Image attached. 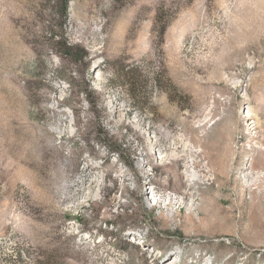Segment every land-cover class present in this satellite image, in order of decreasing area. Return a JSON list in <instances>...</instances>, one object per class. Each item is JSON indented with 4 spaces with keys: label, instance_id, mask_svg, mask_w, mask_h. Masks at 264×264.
<instances>
[{
    "label": "rangeland",
    "instance_id": "374dc122",
    "mask_svg": "<svg viewBox=\"0 0 264 264\" xmlns=\"http://www.w3.org/2000/svg\"><path fill=\"white\" fill-rule=\"evenodd\" d=\"M64 1L0 0V264H264V0Z\"/></svg>",
    "mask_w": 264,
    "mask_h": 264
},
{
    "label": "trees",
    "instance_id": "16d2710c",
    "mask_svg": "<svg viewBox=\"0 0 264 264\" xmlns=\"http://www.w3.org/2000/svg\"><path fill=\"white\" fill-rule=\"evenodd\" d=\"M62 3H63V5H64V9H65V8H66V5H65V4H66V1L62 0ZM63 13H64L63 15L65 16V10L63 11ZM64 19H65V18H62V20H63V23H62V24H64V23H65V20H64ZM62 24H61V25H62ZM60 28H62V27H60ZM64 41L66 42V40H65V39H64ZM65 42H64L65 48H66L67 50H69V49H70V47H69V46H67Z\"/></svg>",
    "mask_w": 264,
    "mask_h": 264
}]
</instances>
